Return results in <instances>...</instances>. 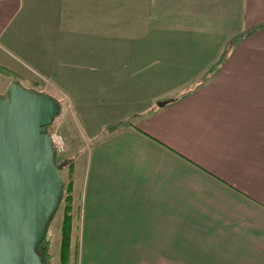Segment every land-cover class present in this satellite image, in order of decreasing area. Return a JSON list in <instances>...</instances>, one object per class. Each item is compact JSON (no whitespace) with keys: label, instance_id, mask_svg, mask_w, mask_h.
Wrapping results in <instances>:
<instances>
[{"label":"crops","instance_id":"0c3cea01","mask_svg":"<svg viewBox=\"0 0 264 264\" xmlns=\"http://www.w3.org/2000/svg\"><path fill=\"white\" fill-rule=\"evenodd\" d=\"M0 66L59 102L70 260L264 264V0H0Z\"/></svg>","mask_w":264,"mask_h":264},{"label":"water","instance_id":"95a60500","mask_svg":"<svg viewBox=\"0 0 264 264\" xmlns=\"http://www.w3.org/2000/svg\"><path fill=\"white\" fill-rule=\"evenodd\" d=\"M58 112L51 97L17 82L0 96V248L4 240L14 242L25 264H48L35 246L63 187L47 133Z\"/></svg>","mask_w":264,"mask_h":264},{"label":"trees","instance_id":"16d2710c","mask_svg":"<svg viewBox=\"0 0 264 264\" xmlns=\"http://www.w3.org/2000/svg\"><path fill=\"white\" fill-rule=\"evenodd\" d=\"M0 72L5 74H12L8 69L0 66ZM14 82V81H13ZM33 90V89H30ZM43 94V93H41ZM55 102L59 105V102L55 100ZM54 159L57 167L62 170L64 167H67V182L63 184L59 203L57 208L60 205H63V219L61 222L60 229V245H59V253H58V261L59 264H69V260L71 259L70 254V237H71V203H72V180H71V167H70V159H63L57 161L58 152L54 151ZM39 247L41 248V253L44 255L46 262L51 261L53 257V253L50 252V238L47 234V227L42 239L39 241Z\"/></svg>","mask_w":264,"mask_h":264},{"label":"rangeland","instance_id":"374dc122","mask_svg":"<svg viewBox=\"0 0 264 264\" xmlns=\"http://www.w3.org/2000/svg\"><path fill=\"white\" fill-rule=\"evenodd\" d=\"M7 88H8V80L5 78V76L0 74V96L7 95ZM52 128L54 129L55 127L52 126L51 124L49 129H52ZM61 135L63 136L62 133ZM80 136H81L80 134H77V138H79ZM63 138H64V142L66 146L65 137L63 136ZM62 155H63V152L58 153L57 161L61 160ZM61 174L63 177V184H64L67 182V174H68L65 168L61 170ZM61 214H62L61 207L56 208L53 214L51 215L48 221V224H47V234H48V237L51 239V252L53 253V256H54L51 258L50 264H59L58 253H59L60 236H61L59 225L61 221ZM75 257L76 256L74 255V259ZM71 263L76 264V259L74 260V262L73 260H69V264Z\"/></svg>","mask_w":264,"mask_h":264},{"label":"flooded vegetation","instance_id":"af4514ba","mask_svg":"<svg viewBox=\"0 0 264 264\" xmlns=\"http://www.w3.org/2000/svg\"><path fill=\"white\" fill-rule=\"evenodd\" d=\"M2 248H0V264H25L21 254L17 252V249L12 241H6L2 243ZM35 252L39 256L42 263H48L44 255L41 253V248L39 247V241L35 246Z\"/></svg>","mask_w":264,"mask_h":264},{"label":"built area","instance_id":"2783aa9c","mask_svg":"<svg viewBox=\"0 0 264 264\" xmlns=\"http://www.w3.org/2000/svg\"><path fill=\"white\" fill-rule=\"evenodd\" d=\"M47 133L50 137L51 144H52L54 151H56L58 153L63 152L65 150L66 146H65L64 138L61 135V133L56 128H54V129L48 128Z\"/></svg>","mask_w":264,"mask_h":264}]
</instances>
